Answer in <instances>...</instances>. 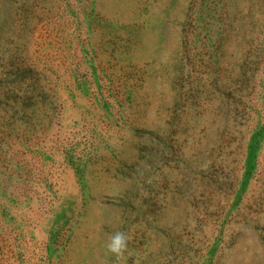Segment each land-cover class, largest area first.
Here are the masks:
<instances>
[{
    "label": "rangeland",
    "instance_id": "374dc122",
    "mask_svg": "<svg viewBox=\"0 0 264 264\" xmlns=\"http://www.w3.org/2000/svg\"><path fill=\"white\" fill-rule=\"evenodd\" d=\"M0 264H264V0H0Z\"/></svg>",
    "mask_w": 264,
    "mask_h": 264
},
{
    "label": "clouds",
    "instance_id": "9594fccd",
    "mask_svg": "<svg viewBox=\"0 0 264 264\" xmlns=\"http://www.w3.org/2000/svg\"><path fill=\"white\" fill-rule=\"evenodd\" d=\"M128 241L129 237L126 233L117 231L109 236L105 244V248L108 253H111L114 256L122 257L127 250Z\"/></svg>",
    "mask_w": 264,
    "mask_h": 264
}]
</instances>
